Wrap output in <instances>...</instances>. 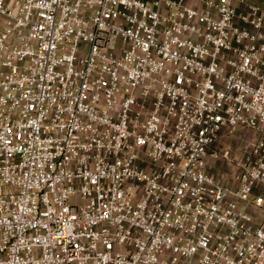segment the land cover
Returning <instances> with one entry per match:
<instances>
[{"label":"built area","instance_id":"built-area-1","mask_svg":"<svg viewBox=\"0 0 264 264\" xmlns=\"http://www.w3.org/2000/svg\"><path fill=\"white\" fill-rule=\"evenodd\" d=\"M0 264H264V3L0 0Z\"/></svg>","mask_w":264,"mask_h":264},{"label":"rangeland","instance_id":"rangeland-1","mask_svg":"<svg viewBox=\"0 0 264 264\" xmlns=\"http://www.w3.org/2000/svg\"><path fill=\"white\" fill-rule=\"evenodd\" d=\"M257 1L264 3V0ZM251 139V135L243 130L232 136L221 134L215 148L219 149L222 156L219 160L212 161L209 172L214 176H223L225 180L230 179L237 169V163L245 150L247 142Z\"/></svg>","mask_w":264,"mask_h":264}]
</instances>
